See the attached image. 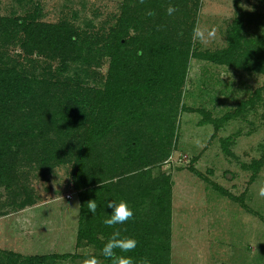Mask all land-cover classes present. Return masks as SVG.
I'll use <instances>...</instances> for the list:
<instances>
[{
    "label": "trees",
    "instance_id": "obj_1",
    "mask_svg": "<svg viewBox=\"0 0 264 264\" xmlns=\"http://www.w3.org/2000/svg\"><path fill=\"white\" fill-rule=\"evenodd\" d=\"M16 1L19 5L24 2ZM175 1L145 0L141 5L138 0H125L121 14L107 31L102 27L89 34L67 20H39L38 3L23 16L0 17V43L18 38L33 67L26 68L0 49V181L13 170L20 154L28 163L68 160L73 186L79 191L78 239L102 250L119 229L122 237L138 241L132 253L117 250L135 262L147 258L169 264L171 175L152 176V169L144 167L169 155L175 96L178 100L188 52L194 49L192 54H198V45L190 37L193 22L188 30L181 27L192 16L195 0L190 4L177 0L184 1L185 7L189 4V9L181 6L182 17L169 23L171 27L152 21L163 16L166 3ZM148 10L156 15L147 16ZM248 22L241 15L235 17L227 31V45L207 59L228 63L234 57L242 68L264 72V33L247 35ZM33 54L45 59L38 72L34 63L41 65L42 60L31 58ZM103 57L109 59L106 74L91 85L77 73L64 75L69 63ZM55 60L58 64L53 68ZM246 103L241 101L233 113L220 119L200 122L219 126L234 118ZM158 118L170 125L164 132L155 121ZM51 132L55 139L48 137ZM71 137L64 150V142ZM258 163L252 166L256 170ZM93 199H97L95 215L85 206ZM110 200L127 202L133 218L107 227L103 221L112 212L107 208ZM36 264L46 262L38 257Z\"/></svg>",
    "mask_w": 264,
    "mask_h": 264
},
{
    "label": "rangeland",
    "instance_id": "obj_2",
    "mask_svg": "<svg viewBox=\"0 0 264 264\" xmlns=\"http://www.w3.org/2000/svg\"><path fill=\"white\" fill-rule=\"evenodd\" d=\"M23 1L19 5L16 0H0V17L11 13L23 16L38 3L39 20H67L88 34L102 27L107 31L125 3ZM195 3L192 16L181 27L188 30L193 22L205 34L214 30L215 36L201 43L193 40L192 30L190 37L198 45V54H192L194 49L188 52L178 100L175 96L169 155L144 167L152 169V176L171 175L169 264H264V198L258 195L264 186V72L244 69L234 57L228 63L207 59L208 54L227 45V31L235 17L250 19L246 23L247 35L264 33V0ZM189 4L185 7L184 1L177 0L166 3L161 10L163 16L152 21L171 27L169 23L182 17L180 7L187 11ZM168 5L177 9L171 16L166 11ZM0 49L29 68L18 38L1 42ZM31 58L42 60L41 65L34 63L38 72L45 59L38 54ZM108 60L103 57L89 63H69L64 75L77 73L91 85L106 74ZM51 63L53 68L58 64L57 60ZM241 101L247 103L240 112L219 122V126L200 122L233 113ZM155 121L163 132L170 126L167 120ZM52 133L48 137L55 139ZM71 140L73 137L68 138L69 143L64 142V150ZM26 161L20 154L13 170L0 181V264H36L38 257L46 264H82L90 256H95L99 264H109L101 249L78 239L79 191L72 183L71 163L64 158ZM256 161L260 162L257 170L252 167ZM152 261L149 264H156L157 259Z\"/></svg>",
    "mask_w": 264,
    "mask_h": 264
},
{
    "label": "clouds",
    "instance_id": "obj_3",
    "mask_svg": "<svg viewBox=\"0 0 264 264\" xmlns=\"http://www.w3.org/2000/svg\"><path fill=\"white\" fill-rule=\"evenodd\" d=\"M139 4H144L145 0H138ZM135 6V5H132ZM167 14L169 16L173 15L177 9L173 5L167 6ZM147 16H155L156 12L153 10H148L146 12ZM159 27V26H158ZM215 32L209 31L205 34V30L201 29L197 24L193 28V40L205 43L213 39ZM258 195L264 198V186H261L258 190ZM97 199L89 200L86 202V208L89 213L95 215L97 212ZM107 208L112 209V212L108 218L103 222L107 227H114L118 224H125L128 220L132 219L134 212L129 208L127 202L125 201H108ZM138 245V241L132 237H122L119 229L115 230L108 241L105 243L102 249V255L110 260L111 264H134V260L131 256H125L118 254L119 253H132ZM82 264H99L98 259L95 256H90L83 260ZM139 264H149L147 258H144L139 261Z\"/></svg>",
    "mask_w": 264,
    "mask_h": 264
}]
</instances>
